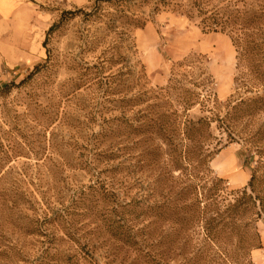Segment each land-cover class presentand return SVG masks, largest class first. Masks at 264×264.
<instances>
[{"label": "rangeland", "instance_id": "1", "mask_svg": "<svg viewBox=\"0 0 264 264\" xmlns=\"http://www.w3.org/2000/svg\"><path fill=\"white\" fill-rule=\"evenodd\" d=\"M93 2L21 0L25 6L16 17L17 25L12 27L14 41L7 46L11 47L17 64L4 66L0 71V156H5V151L8 156L0 162V264H34L43 243L49 239H53V246L70 255L65 262L62 258V264H128L133 259L134 254L126 250L124 241L111 239L98 217L72 216L55 227L43 223L50 209L60 212L68 206L78 189L91 184L97 176L106 179L102 173L111 163L92 162L91 141L99 131L100 118L119 113L99 111L98 103L102 100L97 79L110 75L118 78L130 66L128 80L132 94L164 87L172 74L182 82L207 81L200 88L201 94L211 93L222 104L233 92L236 53L228 35L204 33L196 19L172 9L153 15L145 10L148 21L143 28L132 31L131 45L124 41L121 28L108 33L99 24L89 27L78 16L47 34L62 12L87 8ZM112 9L111 5L101 4L100 11L106 15ZM97 28H100L98 44L88 50L85 36ZM113 46H117V52L111 64L105 63L97 74L94 70L90 74L85 71L87 65L100 61L103 53ZM180 63H192V67H178ZM121 79H127V75L122 74ZM189 115L199 117L197 107ZM261 121L262 117L256 119L258 125ZM245 156L239 143L222 142L209 163L212 175L223 180L227 191L247 185L252 162H247ZM16 172L25 176L21 186L26 191L28 210L23 213L31 224L26 236H21L16 227L12 206ZM117 175L113 188L119 199L127 200L138 194L147 203L159 202L168 193L165 189H172L179 182L173 180L177 173H171L169 167H154L134 176L129 170L127 176ZM155 175L165 177V188L156 189ZM136 227L150 232L153 242H160V236H170L171 231L168 222L147 215L140 217ZM65 229L75 233L72 240L63 236ZM256 229L261 246L251 251L250 258L254 264H264V219L256 223ZM200 239L197 228L191 231L193 244ZM156 251L163 248L157 247ZM157 257L160 262L170 264L179 260L171 254Z\"/></svg>", "mask_w": 264, "mask_h": 264}, {"label": "trees", "instance_id": "2", "mask_svg": "<svg viewBox=\"0 0 264 264\" xmlns=\"http://www.w3.org/2000/svg\"><path fill=\"white\" fill-rule=\"evenodd\" d=\"M101 4L113 6L112 12L102 15ZM164 9L196 19L204 33L228 35L236 53L232 94L222 104L211 93L201 94L200 88L207 81L182 82L173 74L164 87L132 94L130 66L122 73L127 79H121L122 74L97 79L102 100L99 111L119 113L100 118L99 131L91 141L92 162L111 163L102 173L106 179L97 176L78 189L68 206L60 212L50 209L43 223L55 227L72 216L98 217L111 239L124 241L126 250L134 254L128 264H170L157 257L168 254L179 259L176 264H254L250 253L261 246L256 223L264 219V0H94L87 8L62 12L47 34L78 16L89 27L99 24L108 33L121 28L124 41L131 45L132 31L148 21L145 10L153 15ZM99 32L97 28L85 36L88 50L98 44ZM116 50L117 46L111 47L85 71L97 74L105 63L113 62ZM108 54L110 57H106ZM177 66L190 68L192 63ZM115 94L123 96L114 98ZM196 107L200 115L191 117L189 112ZM259 117L262 121L258 125ZM222 142L239 143L246 161L252 162L249 181L240 190L227 191L223 180L214 177L209 168ZM3 154L0 162L8 159L6 151ZM154 167L171 168V173H177L173 180L179 181L178 185L166 188L164 192L168 193L155 203L141 200L138 194L119 199L113 188L117 174L127 176L129 170L134 176ZM14 175L16 227L21 236H26L31 224L23 213L28 210L26 191L21 186L25 176L20 172ZM155 176L156 189L165 188V177ZM146 215L168 222L170 236L151 241L150 232L136 227L140 217ZM196 228L201 239L193 244L191 231ZM74 234L65 229L63 236L72 240ZM42 236L48 238L46 233ZM52 241L43 243L34 264H62V258L63 262L69 259L70 255L53 246ZM157 247L163 251H156Z\"/></svg>", "mask_w": 264, "mask_h": 264}, {"label": "crops", "instance_id": "3", "mask_svg": "<svg viewBox=\"0 0 264 264\" xmlns=\"http://www.w3.org/2000/svg\"><path fill=\"white\" fill-rule=\"evenodd\" d=\"M21 0H0V71L4 66H13L17 64L12 55L9 43L14 41L13 26L17 25L16 17L21 8Z\"/></svg>", "mask_w": 264, "mask_h": 264}]
</instances>
